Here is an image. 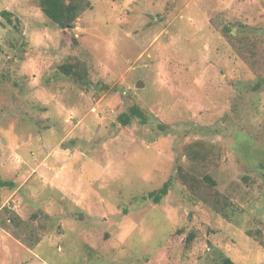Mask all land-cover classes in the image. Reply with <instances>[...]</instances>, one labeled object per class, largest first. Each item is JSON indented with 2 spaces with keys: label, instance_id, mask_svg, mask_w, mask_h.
<instances>
[{
  "label": "rangeland",
  "instance_id": "rangeland-1",
  "mask_svg": "<svg viewBox=\"0 0 264 264\" xmlns=\"http://www.w3.org/2000/svg\"><path fill=\"white\" fill-rule=\"evenodd\" d=\"M88 1L0 0V264H264V0Z\"/></svg>",
  "mask_w": 264,
  "mask_h": 264
},
{
  "label": "trees",
  "instance_id": "trees-1",
  "mask_svg": "<svg viewBox=\"0 0 264 264\" xmlns=\"http://www.w3.org/2000/svg\"><path fill=\"white\" fill-rule=\"evenodd\" d=\"M91 6L88 0H40V8L45 16L63 29L73 27L80 15L90 9ZM3 15L8 18L10 23L12 22L9 18L11 16L10 13L4 12ZM66 70L68 71V69ZM134 117L143 118V113L136 106L132 107L128 113L121 114L119 122L127 126ZM2 184L8 185L7 182ZM168 191L169 183L166 182L159 191L150 193L145 199H151L155 204H159L168 194Z\"/></svg>",
  "mask_w": 264,
  "mask_h": 264
},
{
  "label": "water",
  "instance_id": "water-1",
  "mask_svg": "<svg viewBox=\"0 0 264 264\" xmlns=\"http://www.w3.org/2000/svg\"><path fill=\"white\" fill-rule=\"evenodd\" d=\"M137 87H140V84H138Z\"/></svg>",
  "mask_w": 264,
  "mask_h": 264
}]
</instances>
